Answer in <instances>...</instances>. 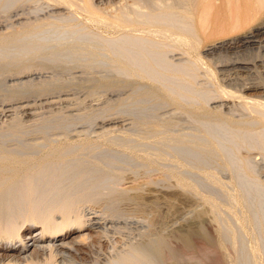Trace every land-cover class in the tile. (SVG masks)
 <instances>
[{
    "label": "rangeland",
    "instance_id": "374dc122",
    "mask_svg": "<svg viewBox=\"0 0 264 264\" xmlns=\"http://www.w3.org/2000/svg\"><path fill=\"white\" fill-rule=\"evenodd\" d=\"M95 1L97 2V5L99 4L98 6L100 8H102L104 10L108 9L107 11H110V10H113V8H116L117 6H119V3L121 6V4H124L125 2H128L129 0H95ZM212 1L214 4L213 7H216V9L221 8L222 7L221 5L224 4V3H222L223 2L222 0H220V2H218L219 0L218 1L212 0ZM26 3H27V1H25L23 3V4H25L24 6L22 4L19 5L18 6L19 8H17V6H15L16 9H13L14 6L13 7L8 6L9 8L7 9V7H5L6 5H4V4H3L4 6L3 5L0 6V7H3V8H0V33L6 32V30L9 31V29H12L11 28L12 25L14 26V25L18 24L17 20H16L17 16L15 15L16 16L15 17L14 15H12V14H16V12H18V13L23 12L24 13V11H26L24 13L25 14L24 16H26L30 11L29 15H27V18H28V16L31 17L32 19L28 18V20H31V21L35 20L36 17L38 19H40V17L41 18H46V17L49 18L50 15L52 14V7L47 6L45 3H43L42 0H28V3L27 4ZM218 3H221V5H219ZM114 4L116 5V7L114 6ZM216 5H218V6H216ZM21 6H22V9H21ZM46 6L49 8V9L47 8L48 10L46 9ZM23 7H24V11H21V10H23ZM223 7H224V5H223ZM225 7H227V5ZM229 8H231V7L229 6ZM50 9H51V12H50ZM17 10H19L20 12ZM4 11H6V13H4ZM27 11H28V13H27ZM3 13L6 15H4ZM23 13L21 14V17L23 15ZM24 16L21 18L22 21L25 20ZM32 16L35 18H33ZM228 16H231V14H228ZM27 18H26V20H27ZM50 18H52V17H50ZM6 19H8V20L6 21ZM74 20L72 22L74 24L82 21L80 19H78V20L74 19ZM19 21H20V19H19ZM263 22H264V18H263ZM79 26L80 25H78L76 28L73 27L72 33L71 32L69 33L72 36L71 35L69 36L68 33H64L65 35L68 34L67 36H64V38L68 37V36L71 37V39L68 38L69 41L64 40V39H59L61 37V35H59V34H62L59 32H56L57 34L54 33L53 34L54 36L51 35L53 38L50 36L51 38H46L47 40H45V37L48 35L47 33H51V32H50V30L46 31V29H49L47 26H43L40 28L41 29L40 32H42L41 35L40 36L36 35L35 37L32 38V40L37 37L36 38L37 40L34 39L35 43L37 42L36 44H39V48L41 45L44 50H47V52L46 51L44 52L42 50L43 52H42V55L40 56L41 52L39 51L38 53H40V54L37 53L38 55H33L30 58V60H28V61L30 63L33 62V64L35 63L36 65H38V63H40L39 65L43 66L44 68L47 65H49L46 69H41V70H40V68H39V70L37 69V72H35V74H34V77H35L34 81L35 82H33V83L45 82L48 85V87H50V86L52 87L51 92H49L50 90L48 92L46 91V94L45 93L42 94L40 92L42 94V95L40 94V96H39V93L29 94L31 96L28 97L29 99H27V100L30 103V108L26 109L25 112L21 111V114L18 111H16V112L14 111V114H15L14 116L18 117V113H19V115L22 116V117L19 116L20 117L19 121H21L23 123V124L21 123L22 127H25L24 128L25 131L22 129V131H24L22 133L23 134L25 132L26 133L24 135H22V134L17 135V136H22V137L19 138L13 133H11V134H13V135H11L10 134L11 131L7 130L6 127L3 130V128L5 126L3 123L6 124L10 120H8L7 122L6 121L4 122V120H0V123L3 122L2 123L3 128H1L2 124H0V132H1V129L3 131H5V133L1 132L2 135H0V141H2L0 143L4 147L1 144L0 145L2 147L1 146L0 147L4 148V149H8V147L9 148L13 147V149H18L19 146L21 149L22 148L25 149V147L29 146L27 148V151L30 152L28 150L31 148L30 145H32L30 143H36L37 145L33 144L35 146H32V147H34V149L31 148L33 150L32 153L35 154L34 151L37 149L36 152L37 151L38 152H37L36 156L40 157V155H44V153L47 150L49 151L48 152L49 154L52 153L53 152L52 150L54 149L53 148L54 144L57 145V143H58V145H59L61 141L62 142L64 141L63 143L61 142L63 145L65 143V141H66V144H68L71 141L70 144H68L69 150L67 149V147H65V149H67V151L64 149V151H66V152H64V154H61L63 159H61L62 158L61 156L60 157L58 156L59 158L54 157V156H56L54 153L51 154L53 156V158H55L54 160H56V161H54V162L50 161V162L52 164L53 163L55 164L56 162L59 164L58 165L56 163L55 166H54V164L52 165L51 169L54 171L55 174H57L58 172L60 173L62 171H64V173H66L67 172V171L65 172V170H67L66 168L71 166L69 168V170L74 168L73 170H75V171L73 172V170H72V171H69L70 173L69 172L66 173L70 177H72L70 175L72 173H74V174L76 173L75 176H77V173H80V174L86 173V174H84V175H86V178H85L86 180H84L85 182L89 178L90 180H88V181H90V182L94 181L93 183H95V181H97V183L99 182L98 185L100 186V183H102L103 187H104L105 183L102 182L103 181L102 179H104L107 176L106 175L107 173H109L108 177L109 176L112 177V175H115V174L117 176V177L114 176V177H116L115 178L116 181H114L115 179L113 177H112L113 179L111 177H110L111 179H109L108 177L105 178V180H107V182L109 181V184H107V182L104 180L106 182V184L109 185V186H107V185H105V186L111 188V191H113V192L116 190L115 193H113V192L110 193L109 191L107 192L106 188L104 187L103 195L105 197H103V195L100 192V191H102V189L100 191H98L100 187L103 188L102 186H100V187L98 186V190H97V187L94 186V184L92 187V184H90L88 182L91 185V186H89L88 183L87 182L85 183L84 181L80 182L77 185V187H81V188L76 187L75 190H69L68 191V193H70V192L73 193L74 191L76 193L77 192L80 193L81 191H86V190H88V192L90 191V193L95 192V194L92 195L93 199H97V200H94L95 203L93 201V203H88L89 205H87V204L83 205L82 204L81 205L82 207L80 206V208H82V209L79 208V210H84V208H85V211L98 212V214H100V212L102 211L103 213H101V215L103 217H108V216L111 217V218H108L111 220V222L104 225V226H102L103 225L102 224L101 227L100 226L94 227L90 231V237L91 238L89 240H87L84 244L83 243L80 244L78 246V247H80L78 250L72 249L71 251L67 252L68 254L65 253L64 255H62L60 257L61 259H58L60 262L58 264H114V263H116V261L121 259V256L123 257V254H124V256L127 255L130 252L129 250H131L134 246L139 247L142 244L144 249H146L147 251H152L153 248L151 249V247H152L151 241L154 243V242H157L158 239H161L163 242L162 238L166 239V240H164L166 243H168V242L170 243V244L169 243L167 244V246L169 245V247H168L169 251H170V249L173 250L175 248V249H177L176 250V253H177L178 249L182 248L180 245V242L178 240V237L180 239L181 237H184L187 235H188L187 237H189L190 241H191L192 237L194 238V239L192 238L194 241L192 240L191 244L195 243V240H196L195 244H197V245L192 244V248H193V246H194V248H196V246H197V248L195 250L191 249L192 254H190L191 251L185 252V251L179 249L180 254L183 252L182 253V254H184L183 257L180 256L179 251H178L179 255L174 253V256L171 257V259L172 258L173 259L171 260L169 258L167 260L164 258L163 255H161L163 258L158 256V257L162 258V259H160V258L156 257V255H152L153 252H148L147 256H150L149 253H151V256H153V257L155 256L154 259L152 257H150L151 259H153L152 261H154V262H151L150 261L151 259H149V257H148V259H144V260H147V261L149 260V263H147V261L144 262V260H142V262L141 263L139 262L138 264H142V263L143 264H153V263L154 264L155 263L163 264L164 261L167 264H223V263L224 264H238L239 262L240 263L243 262V264H251V263L254 264V262H255L254 260H256V259H257V262H259V264L263 263L264 262V255H263V253H264V248H263L264 247V241H263L264 240L263 239L264 238V227L263 226L264 225H262V224H264V189L262 188L263 186L259 185L261 183H258V181L262 180V179L264 181V147H263L264 145L262 146L260 144L258 146L259 148H257L256 144L258 145V143H257L256 139L259 137L257 135H263V137H264V128H261V127L255 125L254 121H252L255 113L250 112L247 109V107H244L243 105H241L240 100L237 97H232V98L231 97H229V98L221 97L220 100H218L219 99L218 96L214 95L215 94L214 89H212L214 86V82H212V81L208 80V78H206V76L203 73V70L202 71L197 70L198 72L200 71V73H197L196 70H194V71L192 70L193 72L191 73V71H190V73L194 77H193V81H192L191 85H189L190 86L189 88L192 91H195V92L197 91V93L199 92L202 97L205 96V97H203L204 99H208V102H207V100L205 101V102H207V103H205V105L206 104L208 105L206 107L209 110H211V114H213V113H221V114L226 113L228 115L230 114L229 117L232 116V117H230V119L232 120V118H233V120L230 121V124H227L229 122H226V123H222L220 121L216 122V120H214V119L212 120V117H209V119H208V117H206V118L204 117L203 119L198 118V117L193 118L192 116H190V114H187L188 113L187 111L183 112L184 111L183 108H181L179 105H177V106L180 107V109L177 108L176 104L169 103L170 104L169 105L168 103H164L163 101H161V99L160 100L156 99L154 97L155 96L154 94L148 95L147 94L148 92L146 91V90H148V89H146V87L148 88V85L146 82H142L143 80H140V82L138 81V84L137 83L135 84L136 79H134V77L132 78L127 73L124 74L125 76L123 75V73L127 72L126 70L119 69V71H121V72H119L117 68L115 69V67H112L114 64L111 61H109L108 60L109 58L107 57L109 52L106 53V51L103 50L100 45H102V46L103 45H109V47H110L111 46L110 43L104 42V41L106 40V38L108 41H110L114 36H116V32L113 33V31L107 30L101 26H99V27H97L96 25L93 26L92 23H90L89 25L87 24L86 26L84 25L85 27L83 25H81L80 27ZM7 28H9V29H7ZM75 29H77V32ZM43 30L46 32H43ZM260 30L258 32L250 33V34H252L251 38L247 39V41L246 40L240 41L241 39H239L240 37L237 33H229V34H227L228 36L221 34L222 36H218L214 39H211V40H209V42L207 41V43H208L207 45H210L212 43L217 44V42H218V44L214 50H211L209 53L204 54L205 47L209 48L212 46V45L211 46L205 45L202 48L203 49L202 50V53H203L202 56L204 58L206 57L205 59L209 60V62H211L212 66L215 69V73L217 75V76L215 75L216 80H217V82L219 81L218 83H220L219 84L220 87L225 88V91H229V90L231 92L234 91L235 94L238 93L237 95H239V92H241L240 94H242L243 97L250 98V99L252 98V100H263L264 101V86H263L264 81H262V80H264V47H263L264 46V25H263L262 29H260ZM73 31H74V33H73ZM83 35H84V38H83ZM41 36H42V38H44L45 41L41 42L43 40V39L39 38ZM55 36H56V38H55ZM79 36L83 39H81ZM86 36H88V37H86ZM90 37H92V38L95 37L98 39L94 38V41H92L94 44V45H92V50H86L85 46H82L81 42L85 41L87 38L89 39ZM57 38H58V40H61V41L58 42ZM61 38H63V37H61ZM75 38H79V40L78 39L76 40ZM38 39H40L41 41L40 40L38 41ZM48 39H50V40L48 41ZM53 39L56 41L50 42ZM65 39H67V38H65ZM72 39L74 41H72ZM80 39L83 41H80ZM215 40H217V41H215ZM33 41H31V39H30L31 45L29 47L31 49H32V47L33 48L36 47V48H34V50L39 49L37 46H34L35 43H33ZM46 41H47V43L45 45L44 42H46ZM63 41H64V43L67 41L69 43V45L64 44V43L62 44L61 42H63ZM111 41H113V39ZM225 41H230V43H228L226 45H222L219 47V45ZM39 42H41V43H39ZM48 42H50L49 44L52 45L53 47L52 46L49 47L50 45H48ZM57 42L62 44L63 46L58 44ZM77 42L80 44H78ZM103 42H104V44H103ZM70 43H72V44H70ZM105 43H107V44H105ZM116 43L118 44V42L113 41L111 44L115 45ZM42 44L46 47H44ZM54 44H56V45L54 46ZM57 45H59V46H57ZM67 45H68V47H67ZM153 45H156V48H155L156 49L155 50L156 56L157 57L160 56V59H161V57H164L163 55H165L166 58L169 61H172L173 63H178L181 60V56H182L181 51H179V52L177 50L172 51V52L168 51L166 53V51L162 50L163 51L162 52L161 50H159V51L157 50L158 44H153ZM96 46H97V48H96ZM123 46L125 47L126 45L123 44ZM158 46H160V45H158ZM48 47H49V49H48ZM55 47L58 51H56ZM57 47L60 49H58ZM69 47H71L70 49L74 48V50L73 49L70 50ZM75 47H77V48H75ZM81 47H82V50H81ZM75 49H77V50L75 51ZM94 49H95V51H94ZM97 49H98V51H96ZM40 50H41V48H40ZM49 50H51V52H48ZM6 51H5L6 57L3 55H0V62H1L0 64H5L9 59H11V57L12 58L16 57L17 54L19 53L18 50H14V51L12 50L11 51L8 49ZM77 51H78V53H77ZM53 52H54V54H52ZM55 52H56V54H55ZM89 52H90V55H89ZM158 52H159V55H157ZM87 53H88V55H87ZM161 53H163V54L161 55ZM0 54H2V53H0ZM48 54H51V56ZM42 56H43V58H42L43 61L41 60ZM45 56H46V58H44ZM103 56H104V59L102 58ZM184 56L185 55H183L182 59H184L186 57V56L185 57ZM51 57H53V58H51ZM55 57H56V59H54ZM73 57H75L76 59L78 57V59L76 60ZM60 58H61V60H60ZM88 58H89V60L87 61ZM106 58H108V59H106ZM245 58H246V60H245ZM47 60H49L50 62ZM90 60H92V61H90ZM234 61H236V62H234ZM43 62H45V63H43ZM54 62L58 63V64L56 65ZM62 62H63V64H62ZM87 62H89V63L86 64ZM107 62H108V64H107ZM110 62L112 65L110 64ZM42 64H44V65H42ZM51 66H52V68H51ZM144 69L146 70V67ZM114 70H116V71H114ZM160 74H162V70L160 73L153 74L154 77L152 76V78L155 79L157 77V79H155V80H158V78L160 77ZM130 77L134 81L131 80ZM166 79L168 80L170 78H166ZM220 79H221V81H220ZM172 80L173 79L171 78V82L169 80L168 81L170 83L173 82L172 83L174 85V86L172 85L173 88L178 89L177 86H178L179 80L175 79L176 83L174 82V80L173 81ZM103 81H106V82H103ZM8 82L9 83L6 82L5 84L1 83L0 88L3 87V89L4 88L6 89L7 88L6 86H9V84L11 83L10 81H8ZM181 82L183 83V81L179 82L180 87H181L180 84H182ZM121 84H122V86H120ZM4 85H6V86H4ZM55 85H57V86H55ZM116 85L117 86L119 85L118 86L119 88ZM182 86H186L185 83H184V85L182 84ZM142 87L145 90H143ZM58 88H60V89H58ZM1 90L2 89H0V91ZM138 90H140V91H138ZM144 92H145V94H144ZM47 93L49 96H47ZM130 94H131V98H128V97H130ZM136 94L139 96V98ZM209 95H210V98H209ZM136 96H137V98H136ZM143 96H144V98H143ZM150 97H152V98H150ZM132 98H133V101H132ZM146 98H148V99H146ZM38 99H40V100H38ZM55 99H57V100H55ZM61 99H62V101H61ZM124 99H125V101H124ZM128 99H130V101ZM134 99H136V100H134ZM152 100L155 102H153ZM186 100H187V98H186ZM51 101H53V102H51ZM162 102H163V104H160ZM194 102H192V103H194ZM197 103L200 104V101L198 100ZM197 103L195 102L196 106L198 105ZM136 104L137 105L139 104V105L137 106ZM127 108H128V110H127ZM129 109H130V111H129ZM181 110H183V111H181ZM11 113H12V117H13V112H11ZM26 113H28V114H26ZM211 114H209V116ZM57 115H59V116H57ZM248 115H251L252 119L249 118L250 116H248ZM63 116L65 118L66 123H64V119L60 118ZM247 116H248L249 120L247 119ZM73 117L75 119H77L78 121L75 120ZM79 117L82 118V120H79L80 119ZM66 118H68V119L73 118V121L72 120L68 121ZM86 118H87V120H86ZM3 119H5V118H3ZM61 120H63V122ZM237 120L238 121L240 120L239 122L246 120L240 124H244L245 122H247V123H245L243 126L238 124V126H239L238 127L237 124L235 125V123H238ZM142 122H145V124ZM231 122H233L232 125L234 124L233 125L234 127L231 125ZM140 123H142V124H140ZM248 123H250V124H248ZM251 123H253V124H251ZM235 126H236V129H235ZM240 126H242V127H240ZM237 128H240V129L238 130ZM6 130L10 131V132H8V134H7ZM153 130H156L155 131L157 134L156 136L157 137L160 136L159 137L160 139L155 138L156 136L153 137L155 140L152 139V137L150 138V136L152 135V134L150 135V133H152ZM238 135H240V136L242 135V137L244 135H246L247 137H251L254 141V143L253 142L252 143L254 144L255 147L251 143V145H252L251 149H250V147H247V146H244L245 148L243 146H240L241 148L240 147L235 148V147L239 146V145H237V143H239L240 140L242 139V137H239ZM253 135L256 136L257 138L254 137L255 138L254 139L252 137ZM113 136H115V137H113ZM143 136L145 139H143ZM42 137H43V139H42ZM111 137H113L114 139ZM122 137H123V139H122ZM134 137H135V139H134ZM172 137H173V139H172ZM235 137H237V138L239 137L237 139L239 141H237L235 139ZM115 138L116 139L118 138L119 140L117 139V141H116ZM130 138H131V140H130ZM82 139H85V140L88 139L89 141L88 140H86V141L89 142L88 144L92 145V146L85 144L84 143L85 140H82ZM52 140H53V142L55 141V143L52 142L53 145L50 144L51 145L50 146L49 144H47V143H50L49 141H52ZM80 140L85 144V146L88 145L89 150L83 149V147H85V146L83 143H81ZM112 140H115V142H113ZM152 140H153V142L155 141V143H153ZM74 141L79 142V143L77 142L78 143L77 146L80 148L72 147L75 144H77L76 142L74 143ZM90 141H92L93 143L92 142L90 143ZM118 141L120 142L121 146H118L119 145ZM145 141L147 142L148 145L144 144ZM160 141H161V143H159ZM18 142H19V145L17 144ZM22 142H24L23 143L24 145L26 143V145L24 146L22 144ZM140 142L141 143L144 142L143 143L144 145L141 144ZM80 143L82 144L81 146H79ZM111 143H113V144H111ZM233 143L236 144L237 146L234 145ZM27 144H29V145H27ZM44 144H47L50 147L47 145H44ZM116 144H118V145H116ZM130 144H131L132 149L135 148V150H136L138 147L139 148L136 151L133 150L134 151V153H133L132 151H129V150H132L130 147ZM134 144L135 145L138 144L139 146L136 148ZM231 144L234 145L233 147L235 149L232 148ZM15 145H17V147ZM21 146H24V147H21ZM37 146H39L41 148H37ZM46 146H47V148L49 147V149L52 147V150L47 149ZM124 146H126L129 149H127ZM43 147L47 149L45 152L42 149ZM70 147H72V148H70ZM81 147H82V149H81ZM217 147H218V149H221V151L223 150L225 156H222L223 154H221L219 150L216 151ZM227 147H229V148L227 149ZM230 147L232 150L234 149L235 151H237V152L239 151V152L236 153V152H234V150L231 151ZM73 148H74V150H73ZM85 148H87V147H85ZM201 148H202V150H201ZM39 149H42V150L40 151ZM80 149L84 150V151H81V152H83L82 154H81V152L80 153L78 152V153H74L72 155L70 152V151L75 152L77 150L80 151ZM237 149H239V150H237ZM214 150H215V152H214ZM211 151H213V152L211 153ZM40 152H42V154H39ZM127 152H132L133 154L127 153ZM232 152L235 156L232 154ZM60 153H63V151ZM65 153H67L66 156H65ZM135 153L137 156L134 155ZM33 154H30V156L32 155V157H34L35 155H33ZM147 155H149V156H147ZM138 156H141V157H138ZM142 156H144V157L142 158ZM242 156L246 159L245 162L247 164L249 163V165L251 164V167H253V169L250 167V170L252 169L253 173L250 172V173L245 174V171L242 169L244 167L238 161V159L242 158ZM64 157H66V160H68V158H69L70 161L68 160L67 162H65L66 160L64 159ZM145 157H146V159H145ZM149 157L151 159H149ZM60 159L65 160L64 161L65 163L63 162V164H60V163H62ZM147 159L151 160V163L150 162L147 163L146 162ZM48 160L49 159L46 158V161H48ZM77 160L80 161V163H77L78 162ZM226 160L229 164L226 162ZM248 160H249V162H248ZM58 161H60V163ZM177 161H179V162H177ZM76 164H78V165H76ZM82 165H84V166H82ZM228 165L230 166V168L234 172H232L231 169L227 168ZM59 166L64 167V168L60 167L62 169L61 170L59 168ZM74 166H77V167L81 166V167H78L76 170V168ZM53 167H54V169H53ZM55 167H56V169H55ZM94 167H96L97 171L94 170ZM247 167H249V166L247 165ZM254 167H255V169H254ZM79 168H82V170L84 168H87V169L93 168L92 169L93 173L90 174L92 177L89 175V173L91 171H89L87 169L86 170L84 169L85 171L84 170L82 171ZM63 169H65V170H63ZM228 170H230V171L227 172ZM254 170H256V171H254ZM86 171H88L89 173ZM94 171H95V173H94ZM242 171H244V173ZM255 172H257L256 173L257 175L254 174ZM48 173H50V174H47V175H54V173L52 174V172H50V171H48ZM102 173H104V174H103V176L100 175V176H102L100 178V176H98V175L102 174ZM209 173H212L215 178L214 179L209 178L208 177ZM93 174H95V175H93ZM252 174H254V175H252ZM104 175H105V177H104ZM95 176H97V178L98 177L100 178V179L98 178L99 181L96 180L97 178H95ZM175 176L182 177L186 181H188V184L190 183L189 188L187 187L185 189V188L180 186L183 189L182 190L180 187L176 186L177 181H176ZM255 176H258V178ZM73 177H74V175H73ZM255 178H256V180H255ZM111 180H112V182H110ZM218 180L220 183L224 182L223 185L220 186L219 185L220 183L219 184L215 183L216 181L218 182ZM132 181H133V183H132ZM117 182H118V184H117ZM148 182H150V183H148ZM234 182H236V183H234ZM80 184H82L84 186L85 190L82 189V186ZM112 186H114L115 188ZM94 188H96L95 190L97 192L94 191ZM123 188H124L125 192L124 191H120V192H123L122 194L124 196L119 192V190H123ZM80 189H81V191H80ZM131 189H132V191H130ZM134 190H136V191H134ZM91 191H93V192H91ZM105 192L108 195H105L106 194ZM118 192L120 193V195ZM229 192L231 194H232V192H235L234 194H238V195H241L244 193V196L242 195V199L243 200L245 199L244 200L245 203L243 201L244 205L242 208H243V210H245L248 218H250L249 215L251 216V214H252L251 218L249 219V224H248L249 226H248V228L246 226L245 227L246 229L240 227V225H238V222L235 220V217L233 216L234 213H237V212L239 213V211H241V209H238V208H240V205L239 206L237 205L238 207L236 206V204L234 203V199L231 198V196L229 195L230 194ZM97 193H100L103 198L101 199V197ZM110 194H111V196H114V194L116 196L115 197H109V200H110L109 201L107 199V196H109ZM133 194L135 195V197ZM117 195H119L121 198L118 197ZM117 197L121 200V202H118V204H115V203H113V201L115 202V200H118ZM19 198H20V196H19ZM104 198H106L107 204H106V201ZM91 204H93V205H91ZM104 205H105V207H104ZM114 205H116V206L118 205V206L116 207ZM108 206H114V207H116L115 208L116 210L112 207L108 208ZM106 207L108 209L107 210L108 213L106 212ZM21 208L25 209V207H21ZM117 208H120V209H117ZM109 209L112 210V212ZM113 209H114V211H113ZM236 209H238V210H236ZM247 210H248V212H247ZM253 210L255 212L254 214H253ZM113 212H114V214L118 213L117 216L114 215ZM105 214H107V215L104 216ZM252 219H253V222H251ZM255 221H258L259 223L255 222ZM251 223H253V225ZM257 225H260L262 228L260 226L257 227ZM249 227H251V228H249ZM36 228H38V225H35V226L33 225L30 229L27 230L28 234H27V238L25 240H28L29 237L31 235H33V232ZM202 232H203V234H206L207 236H211L208 239V243H206V244H204L205 242H203L204 240L202 239L203 245L201 244V237H200ZM79 233L80 232L71 233L70 238L71 237L76 238ZM195 234H197V235H195ZM251 234H253V235H251ZM251 236H253L254 238ZM196 237H197V239H196ZM251 239L256 240V242L258 241V243H260V242L263 243L262 245H260L262 247L263 251H261L262 249L260 250V253H262V254H259L258 256H260V257H258V258L257 257L254 258V255H252L248 250H246L247 248L245 249V247L247 245L249 246L251 244V241H253ZM177 240H178V243L176 242ZM214 241H216V242H214ZM217 241H218V243H217ZM220 241H222V242L220 243ZM28 242H29L28 245H30L32 241L28 240ZM213 242L215 245L212 244ZM248 242H249V244H248ZM219 243L224 244L223 248L220 249V252L219 251L217 252L214 250V252H209L208 253L209 255L206 256V254H207L206 249L207 248L208 249H212V248L214 249V247ZM137 245H139V246H137ZM177 245L180 247L178 248ZM205 245H207V246L211 245L210 247H212V246L213 247L209 248V246L206 247ZM244 245H246V246H244ZM165 246H166V244L164 243V247ZM202 246H205L206 249ZM201 247L203 248V250H201V251L203 253L205 251V253H204L205 255H203L201 253V251H200V249H202ZM168 248L165 247L163 252L166 250L164 252V253H166ZM222 249H224V252ZM194 251H197V252H194ZM199 251H200V253H199ZM243 251L244 252L246 251V252L243 253ZM186 253L187 254L189 253V255L185 256ZM212 253H215V254H212ZM220 253H221V256H220ZM145 254H147V253H145ZM224 254H226V255H224ZM229 254L231 257L229 256ZM223 256L226 258L228 256V258L226 259ZM243 256H244V258H243ZM261 256H262V258H261ZM62 257H64V259ZM157 259H160V260H157ZM60 260H62V263ZM110 260H112V262ZM155 260L157 262H155ZM224 261H226V262H224ZM249 261H251V262H249ZM236 262H238V263H236Z\"/></svg>",
    "mask_w": 264,
    "mask_h": 264
},
{
    "label": "bare ground",
    "instance_id": "6f19581e",
    "mask_svg": "<svg viewBox=\"0 0 264 264\" xmlns=\"http://www.w3.org/2000/svg\"><path fill=\"white\" fill-rule=\"evenodd\" d=\"M25 1H27V3H28V0H0V6L4 4V5H6L5 7H7V9L9 7H13V6H14L13 9H16L15 6H17V8H19L18 6L21 5V4L24 6L25 4H23V3ZM42 1L47 6H51L52 7V14L50 15V17H52V18H50V17L48 18V17L45 16L46 18H41L40 17V19H38L36 17L35 20H32V21L31 20H28V18L32 19L29 16L27 18V15H29L30 11H29V13L27 11L28 14L26 13L27 15L24 16L25 15L24 13L26 11H24V7H23V10H21L22 9V6H21V9L20 10L21 11H24V13L22 12L23 13L22 17L24 16V19L25 20L24 21L21 20V18H22L21 17V14L22 13L19 10H17L21 14L18 13V12H16V14H12V15H14V16L16 15L17 16V19L16 20H17V23L18 24L14 25V26L13 25L12 26L10 25L12 29L7 28V29H9V31L6 30V32L0 33V53H2L0 55L5 56V53L7 52L6 50H8V49L11 50V51L12 50L13 51L14 50H18L19 51V53L17 54L16 57H13L12 58L10 56L11 59H9L7 62L5 61L6 62L5 64H0V84L1 83L5 84L6 82L9 83L8 81L11 82L10 83L11 85L9 84V86L4 85V86L7 87L6 89L5 88L3 89V87L0 88V89H2L0 91V120H4V122L5 121L7 122L8 120H10L6 124L2 122L5 125L4 128H3V124L2 123H0V124H2L1 125V128H3V130L6 127L7 130H10L11 131L10 132V131H7L6 130L7 131V134H8V132H10V134L13 133L16 136L17 135H20V134L24 135L26 132L24 134L22 132L25 131V129H24L25 127H22V125H21L22 122L19 121V118H20L19 116H21V115H19V113L21 114V111L22 112H25L26 109H29L30 108V103L27 100V99H29L28 97L31 96L29 94L39 93V96H40L41 93L42 94L43 93L46 94V91L48 92L50 90L49 92H51V89H52V87L51 86L48 87V85L45 82H43V83H40V82L33 83V82H35L34 81L35 80L34 74H35V72H37V69L38 70H39V68H40V70L41 69H46L49 65H47L44 68L43 66L39 65L40 63H38V65H36L35 63L33 64V62L30 63L28 61V60H30V58L33 55L40 54V53H38L39 51L41 52L40 56L42 55V52L43 51L44 52L45 51L47 52V50H44L41 45H40V48H41V50H40L39 44H36L37 42L35 43V40L34 39H36L37 37L33 39L34 41L32 40V38L35 37L36 35L37 36L38 35L40 36L41 33H42V32H40V30H41L40 28L43 27V26H47L49 29H46L45 27L44 28L46 29V31L47 30H50V32L52 34L51 33H47L49 36L47 35L48 37L46 36L45 37V40H47L46 38H51L52 37L51 35H53L56 32H59V33H62L63 34V35L62 34H59L63 38H61L58 35L60 37V38L58 37L59 39L68 40V38L71 39V37H69L71 34H69V33L70 32L72 33L73 27L76 28L78 25H80V26L81 25H83V26L85 25L86 26L87 24L89 25L90 23H92L93 26H95V25L97 27L101 26V27H103V28H105L107 30H111V31H113V33L116 32V36H114L112 39H113V41L118 42V44L116 43L115 45L114 44L112 45L111 44L113 42V41H111L112 39L110 38L111 40L108 41L107 38H106L107 41L105 40L104 42L110 43L111 46L109 47V45H103V46L100 45L101 48L106 51V53L109 52L108 53V56H107L109 59L108 58H106V59H108L109 61H111L115 65V66L113 65L112 67H115V69L117 68L118 71H119V69L126 70L127 72L123 73V75L127 73L132 78L134 77V79H136V81H137V82L135 81V84L136 83L138 84V81L140 82V80H143L142 82H146L147 85H148V88L146 87V89H148V90H146L148 93L147 92L146 93L148 95L149 94H154L155 95L154 97L156 99H159V100L161 99V101H163L164 103L176 104V106L179 105L184 110V111L183 110H181V111H183V112L187 111L188 112L187 114H190V116H192L193 118H197L198 117V118L203 119L204 117L205 118L208 117V119H209V117H212V120L214 119V120H216V122L217 121H220L222 123L229 122L227 124H230V121L233 120V118H232V120L230 119V117H232V116L229 117L230 114L228 115L225 112L224 113L226 115L225 114H221V113H213V112H212L213 114H211V110H209L206 107L208 105L207 104L205 105V103L208 102V99H204L203 97H205V96L202 97L199 92L197 93V91L196 92L195 91H192L189 88L190 87L189 85H191V83L193 81V77H194L191 73L194 70H196V71L197 70H201V71L203 70V73L206 76V78H208V80L214 82V86H213L212 89H214V93H215L214 95H217L218 96V98H219L218 100H220L221 97H227V98H229V97H231V98L232 97H237L240 100V104L241 105H243L244 107H247V109L250 112L255 113L253 119L251 118V115H248V116H250L249 118H251L252 121H254L255 125H257V126H259L261 128H264V101L263 100H252V98L250 99V98L243 97L242 94H240L241 92H239V95H237L238 93L235 94L234 91L231 92L229 89H228L229 91H225V88L220 87V85H219L220 83H218L219 81L217 82V80H216V76L217 75L215 73V69L212 66L211 62H209V60H206L205 59L206 57L204 58L202 56L203 55V53H202V50L203 49L202 48L205 45L208 44L207 41L209 42V40H211V39H214V38H216L218 36H222L221 34L227 35L229 33H237L239 35V37H240L239 39H241L240 41H242V40H246L247 41V39L251 38V35L252 34H250V33L258 32L260 29H262V27L264 25L263 24L264 23L263 22V18H264V0H232V1L231 0H225V1L222 0L223 1L222 3H224V4L221 5V3H218L222 7L221 8H217V9H216V7H213L214 4H213V1L212 0H129L128 2H125L124 4H121V6H120V3H119V6H117V7L114 4V6L116 8H113V10H110V11H107L108 9L107 10L106 9L104 10V9L100 8L98 6L99 4L97 5V2L95 0H42ZM218 2H220V0ZM223 5H224V7H223ZM226 5H227V7H225ZM47 6H46V9L48 8ZM216 6H218V5H216ZM229 6L232 9L229 8ZM0 8H3V7H0ZM50 12H51V9H50ZM4 13H6V11H4ZM228 14H231V16H228ZM4 15H6V14H4ZM26 18H27V20H26ZM33 18H35V17H33ZM77 18L80 19V20H82V21H80L78 23H75V24L72 23L74 19L78 20ZM19 19H20V21H19ZM7 20L8 19H6V21ZM75 30L77 32V29H75ZM46 31L43 30V32H46ZM74 31H73V33H74ZM64 33H68L69 34L68 37H65L67 39H65L64 36H67L68 34L65 35ZM86 37H88V36H86ZM39 38H41L43 40L41 41L40 39H38V41L39 40L41 42L45 41L44 38H42V36L39 37ZM55 38H56V36H55ZM58 38H57V40H58ZM83 38H84V35H83ZM83 38H81V39H83ZM94 38L95 37H93V38L90 37L89 39L87 38L85 41H83V40L80 39V41H83V42H81L82 43V46H85V49L86 50H92V45H94L92 41H94ZM30 39H31V41H33V43H35V45L33 43L32 44L34 46H37L39 49H35L34 50V48H36V47L33 48L31 46L32 49L29 47L31 45ZM54 39L51 40L50 42L56 41ZM73 39H72V41H74ZM75 39L76 40L77 39L79 40V38H75ZM95 39H98V38H95ZM49 40L50 39H48V41ZM60 41L61 40H58V42H60ZM215 41H217V40H215ZM41 42H39V43H41ZM50 42H48V45H50L49 44ZM66 42L64 43V41H63L61 43L62 44L64 43V44H68L69 45V43L68 42L66 43ZM104 42H103V44H104ZM44 43L46 45L47 41L44 42ZM72 43H70V44H72ZM228 43H230V41L222 42L219 45V47L222 46V45H226ZM58 44H60V43H58ZM62 44H60V45H62ZM78 44H80V43H78ZM105 44H107V43H105ZM123 44H125L126 46L124 47ZM153 44L160 45V46L157 45V50L158 51L159 50H161V51L163 50V51H166V53L168 51H171V52L172 51H176V50L178 52L181 51L182 52L181 60L179 62L177 61L178 63H173L172 61H169L166 58L165 55H163L164 57H161V59H160V56L159 57L156 56V51H155L156 50L155 49L156 48V45H153ZM217 44H218V42H217ZM217 44H213L212 43L210 45H207V46H211V45L212 46L209 47V48H206L205 47L204 54L209 53L211 50H214L217 47ZM55 45L56 44H54V46ZM68 45H67V47H68ZM51 46L52 45H50L49 47H51ZM57 46H59V45H57ZM44 47H46V46H44ZM49 47H48V49H49ZM70 48L71 47H69V49ZM75 48H77V47H75ZM96 48H97V46H96ZM55 49H56V47H55ZM58 49H60V48H58ZM72 49L74 50V48H72ZM72 49H70V50H72ZM76 50L77 49H75V51ZM81 50H82V47H81ZM56 51H58V50L56 49ZM94 51H95V49H94ZM96 51H98V49ZM48 52H51V50H49ZM77 53H78V51H77ZM52 54H54V52ZM55 54H56V52H55ZM162 54L163 53H161V55ZM48 55L51 56V54H48ZM87 55H88V53H87ZM89 55H90V52H89ZM157 55H159V52H158ZM183 55L186 56V57L184 56L185 57L184 59H182ZM42 58H43V56L41 57V60H42ZM44 58H46V56ZM51 58H53V57H51ZM73 58L76 59L75 57H73ZM102 58L104 59V56ZM54 59H56V57ZM77 59H78V57H77ZM49 60H47V61H49ZM60 60H61V58H60ZM88 60H89V58L87 59V61ZM245 60H246V58H245ZM90 61H92V60H90ZM111 62H110V64H111ZM234 62H236V61H234ZM43 63H45V62H43ZM88 63L89 62H87L86 64H88ZM55 64L57 65L58 63H55ZM62 64H63V62H62ZM107 64H108V62H107ZM42 65H44V64H42ZM144 66L146 67V70L144 69L145 68ZM51 68H52V66H51ZM161 70H162V74H160V77L161 78L159 77L158 80H155V79H157V77L155 79H153L152 78L153 74L160 73ZM114 71H116V70H114ZM190 71H191V73H190ZM119 72H121V71H119ZM197 73H200V71L199 72L197 71ZM132 78H131V80H133ZM166 78H170V79H168L170 82H171V78L174 80V82L176 81L175 79L179 80L178 81V86H179V82L180 81H183V83L182 82L181 83L183 85L185 83L186 86H182V84H180L181 87L180 86L179 87L177 86L178 89H175V88H173V86H174L172 84L173 82L170 83ZM220 81H221V79H220ZM262 81H264V80H262ZM103 82H106V81H103ZM122 84L120 86H122ZM55 86H57V85H55ZM58 89H60V88H58ZM142 89H143V87H142ZM143 90H145V89H143ZM138 91H140V90H138ZM144 94H145V92H144ZM47 96H49L48 93H47ZM137 96H136V98H137ZM128 98H131V94H130V97H128ZM138 98H139V96H138ZM143 98H144V96H143ZM150 98H152V97H150ZM186 98H187V100H186ZM209 98H210V95H209ZM146 99H148V98H146ZM197 99L200 101V104L197 103V101H198ZM38 100H40V99H38ZM55 100H57V99H55ZM128 100L130 101V99H128ZM134 100H136V99H134ZM206 100H207V102H205ZM53 101H51V102H53ZM61 101H62V99H61ZM124 101H125V99H124ZM132 101H133V98H132ZM194 101L198 104L197 106H196V104H195ZM153 102H155V101H153ZM163 102L160 103V104H163ZM192 102H194V103H192ZM180 107L177 106V108H179V109H180ZM127 110H128V108H127ZM14 111L15 112L16 111L19 112L18 113V117L17 116H14L15 115L14 114ZM129 111H130V109H129ZM11 112H13V117H12V113ZM26 114H28V113H26ZM209 114H211V115L209 116ZM57 116H59V115H57ZM248 116H247V119H248ZM3 118H5V119H3ZM60 118L64 119V123H66L64 116L63 117H60ZM73 118L72 119L66 118V119L68 121L69 120L70 121L71 120L73 121ZM75 120H77V119H75ZM79 120H82V118H80ZM86 120H87V118H86ZM61 121L63 122V120H61ZM239 121H238V123H235L236 122L235 121L234 122L235 125L237 124V126H238V124H239V125H242L243 126L245 123H247V122H245L244 124H240V123H242V122H244L246 120H244V121L241 120L242 122H239ZM142 123L145 124V122H142ZM142 123H140V124H142ZM232 123L233 122H231V125H232ZM248 124H250V123H248ZM251 124H253V123H251ZM242 126H240V127H242ZM22 129L24 131H22ZM235 129H236V126H235ZM237 129L239 130L240 128H237ZM3 130L1 129V132H4L5 133V131H3ZM155 131L156 130H153V132L150 133V135L152 134L150 136V138L152 137V139H154L153 137H155L157 135ZM1 132H0V135H2ZM13 134H11V135H13ZM144 136H143V139H145ZM238 136L239 137H242V135L241 136L238 135ZM257 136H259V137L257 138L254 135L252 137L253 138L254 137L257 138L256 140H257L258 145L256 144V147L259 148L258 146L260 144L262 146L264 145V137H263V135H257ZM17 137L20 138L22 136H17ZM113 137H115V136H113ZM113 137H111V138H113ZM159 137L156 136L155 138H159ZM238 138L235 137L236 140ZM42 139H43V137H42ZM117 139L115 138L116 141H117ZM122 139H123V137H122ZM134 139H135V137H134ZM172 139H173V137H172ZM82 140H85V139H82ZM86 140H88V139H86ZM115 140H112V141L115 142ZM130 140H131V138H130ZM85 141H84L85 144H88L89 143L87 141H86L87 142L86 143ZM237 141H239V140H237ZM0 142H2V141H0ZM49 142L50 143H47V142L46 143L50 145V144H52L53 140L52 141H49ZM61 142H60L59 145H58V143H57V145L54 144V147H53L54 149L53 150H52V147L50 148L53 151L50 154L48 153L49 151L47 149H49V147L51 145L49 146L47 144H44V145H47L49 147L47 148V146H46L47 149L44 148L45 146L42 148L44 150V152L46 150L47 151L45 153L42 151L44 153V155H40V157H37L36 156V154L38 152V151L36 152L37 149L34 151L35 154L32 153L33 150L31 148L34 149V147H32V146H35L33 144H36V143H30L32 145H30L31 148L28 149V150L31 153L27 151V148L29 146L25 147V149L24 148L21 149L20 146H19L18 147L19 150L18 149H13V147L12 148H9L8 147V149H4V148H1L3 145L0 143L2 145V146L0 145L1 146L0 147V264H58V263H60L58 259H61L60 257L62 255H64L65 253L68 254L67 252L68 251H71L72 249L78 250L80 248V247H78L80 244H82V243L84 244L87 240H89L91 238L90 237V231L94 227H96V226L97 227L98 226L101 227L102 224H103L102 226H104V225H106V224H108V223L111 222V220L108 219V218H111V217H109V216L108 217H103L101 215V213H103L102 211L100 212V214H98V212L85 211V208H84V210H79V208H80V206L82 204L83 205L84 204L85 205L86 204L89 205L88 203H93L94 200H97V199H93V196H92V195L95 194V192L91 191L93 193H90V191L88 192V190L81 191V189H80V191H81L80 193L79 192L76 193L75 191L73 193H71V192L68 193L69 190H75V188L77 187V185L80 182L86 180L85 179L86 178V175H84L86 173H84V172H83L84 174L77 173V176H75L76 173L75 174L72 173V174H70L72 177H70L66 173H68L69 171H72L74 169L73 168V169H70L69 170V168L71 166L68 167V168L65 167L67 170L63 169V170H65V172L67 171L66 173H64V171H62L60 173L59 172L58 173L56 172L57 174H55L54 171L51 169L52 168V165L54 164V163L52 164L51 162L56 161V160H54L55 158H53V156L51 154L54 153L56 155L54 157H58V156L60 157L61 154H64V152L67 151V149L69 150V148H68L69 145L68 144H70L71 141L68 144H66V141H65V143L63 145H62V143L64 141L62 143ZM75 142L77 143L78 141H74V143ZM91 142L92 141H90V143ZM152 142H153V140H152ZM252 142L254 143V141H253V139L251 137H247L246 135H244L242 137V139L240 140V142L237 143V145H239V146H237L234 143L233 144L237 146L235 148H238L240 146H243V147L244 146H247V147H250V149H251L252 145L254 146V144ZM23 143L24 142H22V144ZM53 143H55V141ZM78 143L75 144L72 147H78L77 146ZM81 143H83V142L81 141ZM81 143H80L79 146L82 145ZM118 143H119V145L118 144H116V145L121 146L119 141H118ZM143 143L144 142H142L141 144H143ZM153 143H155V141ZM159 143H161V141ZM251 143H252V145H251ZM17 144L19 145V142ZM85 144H84V146H85ZM111 144H113V143H111ZM144 144H147V142L145 141ZM25 145H26V143H25ZM27 145H29V144H27ZM88 145L85 146L87 148L83 147V149L84 150H89L88 149ZM234 145L231 144L232 148H234L233 147ZM15 146L17 147V145H15ZM24 146H21V147H24ZM89 146H92V145H89ZM138 146H139L138 144L135 145L136 148ZM65 147H67V149H65ZM72 147H70V148H72ZM124 147H126V146H124ZM130 147H131V144H130ZM37 148H41V147L37 146ZM78 148H80V147H78ZM202 148H201V150H202ZM228 148L229 147H227V149ZM42 149H39V150L41 151ZM64 149L66 151H64ZM81 149H82V147H81ZM81 149H80V151L77 150L75 152H73V151H70V152L73 155L74 153H78V152L80 153L81 151H84V150H81ZM127 149H129V148H127ZM131 149H132V147H131ZM73 150H74V148H73ZM133 150H135V148H133L132 150H129V151H132L134 153ZM218 150L220 151L221 154H223L222 156H225L223 150L221 151V149H218V147H217V150L216 151H218ZM230 150L233 151L231 149V147H230ZM237 150H239V149H237ZM62 151H63V153H60ZM42 152H40L39 154H42ZM132 152H127V153H132ZM212 152L213 151H211V153ZM214 152H215V150H214ZM234 152L238 153L239 151L237 152V151L234 150ZM82 153L83 152H81V154ZM30 154H33L36 157L35 156L32 157V155L30 156ZM232 154H233V152H232ZM66 155H67V153H65V156ZM134 155H136V153ZM147 156H149V155H147ZM243 156H242V158H239L238 159V161L244 167L242 169L245 171V174L246 173H250V172L253 173V170H252L253 167H251V164L249 165V163L247 164L245 162L246 159ZM138 157H141V156H138ZM143 157L144 156H142V158ZM46 158H48L49 160L46 161ZM61 159H63V157ZM64 159L66 160V157H64ZM145 159H146V157H145ZM149 159H151V158L149 157ZM149 159H147V161H146L147 163L148 162L151 163V160H149ZM65 160H61L62 163H60V161H58V162L60 164H63V162ZM68 160H69V158H68ZM68 160H66L65 162H67ZM177 162H179V161H177ZM226 162H227V160H226ZM248 162H249V160H248ZM77 163H80V161H78ZM55 164H54V166H55ZM246 164L249 167H247ZM76 165H78V164H76ZM82 166H84V165H82ZM228 166H227V168L231 169L230 166L229 167ZM60 167L61 166H59V168ZM74 167L77 170V168L78 167H81V166H78V167L77 166H74ZM250 167L252 168L251 169L252 171L250 170ZM61 168H64V167H61ZM82 168H79V169L82 170ZM53 169H54V167H53ZM55 169H56V167H55ZM84 169L86 170L87 168H84ZM92 169L88 168L87 170H89L91 172L90 173L88 171H86V172H88L89 175H90L91 173H93L92 172ZM254 169H255V167H254ZM94 170H96V167H94ZM48 171L52 172V174L54 173V175H47V174H50V173H48ZM74 171L75 170H73V172ZM229 171L230 170H228L227 172H229ZM231 171H232V169H231ZM244 171H242V172L244 173ZM254 171H256V170H254ZM232 172H234V171H232ZM94 173H95V171H94ZM256 173L257 172H255L254 174H256ZM103 174L104 173L99 174L98 176H100V175L103 176ZM254 174H252V175H254ZM73 175H74V177H73ZM93 175H95V174H93ZM106 175H107L106 177L104 175L105 178L108 177L109 173H107ZM102 176H100V178ZM114 176H116V174L115 175H112V177L115 179L117 176L116 177H114ZM110 177L111 176H109L108 178L111 179L112 177L111 178ZM208 177L211 178V179H214L215 178L212 173H209L208 174ZM255 177L258 178V176H255ZM95 178H97V176H95ZM98 178L96 180L99 181L100 178L99 179ZM105 178L102 179L103 180L102 182L105 183V185H107V184H109V181L107 182V180H105ZM175 178H176V181H177V183H176L177 185L176 186H178V187L181 186V187H183L185 189L187 187L189 188V184L190 183L188 184V181H186L184 178L179 177V176H175ZM88 180H90V179L88 178ZM88 180L86 182L87 183L89 182L90 184H92V187H93V184H94V186H96L97 187V190H98V186H99L98 183L99 182L97 183V181H95V183H93L94 181L93 182H90ZM104 180L107 182V184H106V182ZM255 180H256V178H255ZM114 181H116V179ZM110 182H112V180ZM89 183H88V185L91 186ZM132 183H133V181H132ZM148 183H150V182H148ZM215 183H218L219 184L220 182L218 180V182L216 181ZM221 183L219 184L220 186L223 185L224 182L222 184ZM234 183H236V182H234ZM258 183H261L259 185L260 186H263L262 188L264 189V181H263V179L262 180H259ZM82 184H80V185L82 186V189L85 190V188H84V186ZM117 184H118V182H117ZM105 185H104V187L106 188L107 192L109 191L110 193H112L113 191H111V188L106 187ZM100 186H102V183H100ZM107 186H109V185H107ZM104 187L103 188L100 187L99 190H98V191H100L102 189V191H100L102 195H103V192H104L103 191ZM112 187H114V186H112ZM77 188H81V187H77ZM95 189L96 188H94V191H96ZM120 191H124V188H123V190H119V192ZM130 191H132V189ZM134 191H136V190H134ZM115 192H116V190L113 193H115ZM120 193L122 194L123 192H120ZM120 193H119V195H120ZM234 193L235 192H232V194L230 193L229 195L231 196V198L234 199V203L236 204V206L237 205L238 206L240 205V208H238V209H241V211H239V213L238 212L237 213H234L233 216L235 217V220L238 222V225H240V227L245 228L247 226V228H248V226H249L248 225L249 224V219L251 218L252 214H251V216L249 215L250 218H248L247 215H246L245 210H243V208H242L243 205H244V203H245V201H244L245 199L244 200L242 199V195L244 196V193L241 194V195L234 194ZM97 194L101 197V199L103 197H105L104 195L102 197L100 193H97ZM105 195H108V194L106 193ZM119 195H117V196L120 197ZM19 196H20V198H19ZM115 196H116L115 194H114V196H111V194H110L109 196H107V199L109 200V197H115ZM134 197H135V195H134ZM104 199H105L106 204H107L106 198H104ZM119 200L120 199L118 198V200H115V202L113 201V203L118 204V202H121V200L120 201ZM243 201H244V203H243ZM94 203H95V201H94ZM91 205H93V204H91ZM114 206H116V205H114ZM114 206H108V208L109 207H112V208L115 209L118 205L116 207H114ZM21 207H25V209L24 208L22 209ZM104 207H105V205H104ZM80 209H82V208H80ZM114 209H113V211H114ZM117 209H120V208H117ZM238 209H236V210H238ZM107 210L108 209L106 207V212L108 213ZM110 211L112 212V210H110ZM247 212H248V210H247ZM254 213L255 212L253 210V214ZM113 214H114V212H113ZM117 214H114V215L117 216ZM106 215L107 214H105L104 216H106ZM251 222H253V219H252ZM255 222L259 223L258 221H255ZM251 224L253 225V223H251ZM33 225L34 226L35 225H38V228H36L34 230V232H33V235H31L29 237L28 240H31L32 242H31L30 245H28L29 244L28 240H25L27 238V234H28V231L27 230L30 229ZM260 225H257V227L260 226ZM262 225H264V224H262ZM249 228H251V227H249ZM73 232H80V233L78 234V236L76 235L77 236L76 238H74V237H71L70 238V234L73 233ZM203 232L200 235V237H201V244L203 242H205L204 244H206V243H208V239L211 236H207L206 234H203ZM195 235H197V234H195ZM251 235H253V234H251ZM187 236L181 237L180 239L178 237V240H179L180 245H181L182 248H179L180 246H178V245L177 246H178L179 249H181V250H183L185 252H189V251H191V249L192 250L193 249L195 250L197 248V246H196V248H194V246L192 248V244L194 245L196 243V240H195V243H192L191 244V241L194 238L192 237L193 238L192 239L190 237L191 238V241H190L189 237H187ZM251 237H253V236H251ZM162 239H163V242L166 244L165 247L168 248L169 245L167 246V244L169 242L166 243L164 241L166 239H164V238H162ZM196 239H197V237H196ZM158 240H157V242H154V243L150 240L151 241V244H152L151 245L152 246L151 249L153 248L152 251H147L146 249H144V247L142 246V244L140 246L137 245L139 247H135L134 246L131 250L128 249L130 252L128 251L129 253L127 255L124 256V254H123V257L121 256V259H119L118 261H116V263H114V264H138L139 262L141 263L142 260L148 259V257H149V259H151L150 257H152L154 259L155 256L154 257L151 256V253H149L150 256H147L148 255V252H153L152 255H156V257H158V256L162 257L161 255H163L165 259H167V260L169 258L171 259V257L174 256V253H176V250L177 249L174 248L173 250L170 249V251H169V248H168V250L166 252L167 254H166V253H164L166 250L163 252V250L165 248L164 247V243L162 242L161 239H158ZM178 240L176 241L177 243H178ZM251 240H253V241H251V244L249 246L248 245L247 246L244 245V246H246L245 249L247 248L246 250H248L252 255H254V258H256V257L258 258V257H260L258 255L259 254H262V253H260V250L262 249V247L260 245H262L263 243H261L260 241H259L260 243H258V241L256 242V240H254V239H251ZM218 241H217V243H218ZM214 242H216V241H214ZM214 242L212 244H214ZM221 242L222 241H220V243ZM220 243L217 244L214 247V249L212 248L213 246L210 247L211 245L210 246L208 245V246H209V248H212V249H208V248L206 249L205 246L208 247L207 245L202 246V247H204L207 250L206 251L207 252L206 256L209 255L208 254L209 252H214V250L217 251V252L218 251L220 252V249L223 248V245H224V244H220ZM248 244H249V242H248ZM195 245H197V244H195ZM179 249H178V251H179V254H180V250ZM224 249H222L223 252H224ZM201 250H203V248L200 249V251ZM178 251H177L176 254H178ZM200 251H199V253H200ZM261 251H263V249ZM194 252H197V251H194ZM245 252L243 251V253H245ZM145 253H147V254H145ZM201 253L203 255H205L204 254L205 251H204V253L201 251ZM181 254H180V256L183 257L184 254H182V255ZM190 254H192V251L190 252ZM212 254H215V253H212ZM187 255H189V253L188 254L187 253L185 254V256H187ZM224 255H226V254H224ZM263 255H264V253H263ZM220 256H221V253H220ZM229 256H230V254H229ZM244 256H243V258H244ZM262 256H261V258H262ZM160 257H158V258H160ZM62 258L64 259V257H62ZM162 258H160V259H162ZM224 258H226V257H224ZM227 258H228V256H227ZM153 259H151L150 261L151 262H154V261H152ZM160 259H157V260H160ZM60 261L62 263V260H60ZM110 261L112 262V260H110ZM145 261H147V260H144V262ZM254 261H255L254 264H259V262H257V259L254 260ZM155 262H157V261L155 260ZM224 262H226V261H224ZM238 262H236V263H238ZM249 262H251V261H249ZM147 263H149V260L147 261ZM164 263H165V261L163 262V264ZM241 263L243 264V262H241ZM241 263L239 262L238 264H241ZM263 263H261V264H263ZM155 264H157V263H155ZM165 264H167V263H165Z\"/></svg>",
    "mask_w": 264,
    "mask_h": 264
}]
</instances>
